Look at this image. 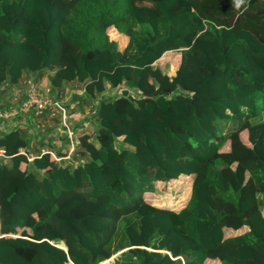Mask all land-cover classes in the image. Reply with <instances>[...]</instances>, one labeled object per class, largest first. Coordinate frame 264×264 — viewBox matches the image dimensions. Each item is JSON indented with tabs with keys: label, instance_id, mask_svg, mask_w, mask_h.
I'll use <instances>...</instances> for the list:
<instances>
[{
	"label": "trees",
	"instance_id": "obj_1",
	"mask_svg": "<svg viewBox=\"0 0 264 264\" xmlns=\"http://www.w3.org/2000/svg\"><path fill=\"white\" fill-rule=\"evenodd\" d=\"M49 70L96 128L0 133V264H264V0H0V85Z\"/></svg>",
	"mask_w": 264,
	"mask_h": 264
},
{
	"label": "rangeland",
	"instance_id": "obj_2",
	"mask_svg": "<svg viewBox=\"0 0 264 264\" xmlns=\"http://www.w3.org/2000/svg\"><path fill=\"white\" fill-rule=\"evenodd\" d=\"M108 31L110 32V35L113 37L114 33L113 30L111 28H108ZM117 36L119 37V35L117 34ZM169 54L166 55H171L173 54V52H168ZM79 86L78 84H75V82L70 83V87L68 86L69 91L67 92L68 94L70 93H74L75 89H77ZM21 90L20 92H22L23 94H21V98L24 96V89L25 86L22 83L21 85ZM122 92V88H109L107 89V91L103 94L104 97H112L115 95H118ZM0 102L2 100V95L0 93ZM20 97H17L16 99H14V101H18L21 99ZM11 97H8L5 102H10L9 104H14L13 102H11ZM67 103V102H66ZM84 104L85 106V110L82 111V108H78L76 105V109L73 108L72 106H69L66 108V106H59L58 111H57V116L54 117H50L47 113H43V115H41L40 117H36L34 116V120H32L31 123V134H30V139H31V143L33 141L34 135H36V133H34L36 130L37 133L39 134H44L46 137L47 136H52L55 134L58 135L57 137L59 138V136H61L62 134H70L71 135V139L70 141L67 140L65 142L59 143L57 141L58 146L62 145V149L66 150L67 152H69V155H72V152L74 150V147L77 145L76 142V136L81 133L82 131H90L94 128H96V124L95 121L93 120V111H94V106H92L93 104L95 105V102L91 101L90 99H85L84 100ZM1 105V104H0ZM58 107V106H57ZM78 108V110H77ZM69 109V110H68ZM80 109V110H79ZM82 112V113H81ZM63 115L66 116L64 118V123L62 124L61 122L58 123V121L60 119L63 118ZM25 116L20 117L19 119H5V120H0V133L3 130H6L8 128H12L15 126H23V133H27V127L25 125H17V123L20 122H25L26 120L24 119ZM36 117V118H35ZM56 118V119H54ZM9 121H12V123L16 124L13 125L11 124ZM37 121H40L41 123H50V126L47 125L48 130H46V124L45 126H37ZM7 122V123H6ZM16 122V123H15ZM6 123V124H5ZM37 127V129H35ZM57 137L56 140L58 139ZM59 140V139H58ZM264 140V134L261 135L260 137V141ZM226 148L229 149H233L234 151V155L236 158L240 159V160H247L249 158H251L252 155V146L250 145V143L247 140L246 137V131L245 128H243L241 130V132L239 133V135H235L233 136L225 145ZM75 157V156H73ZM173 186V183L170 184ZM160 188V186H159ZM179 191V193H173L170 191H165L163 189H160L157 195V198H159L160 200L163 199H176L174 200L176 203L182 200L183 198V193L182 190H176ZM179 195V196H178ZM244 228L238 229L237 231H242ZM115 256V255H113ZM112 256V257H113ZM106 264H108V260L105 261ZM103 263V262H101ZM99 263V264H101ZM206 264H219V262L215 261V260H208L206 262Z\"/></svg>",
	"mask_w": 264,
	"mask_h": 264
},
{
	"label": "built area",
	"instance_id": "obj_3",
	"mask_svg": "<svg viewBox=\"0 0 264 264\" xmlns=\"http://www.w3.org/2000/svg\"><path fill=\"white\" fill-rule=\"evenodd\" d=\"M22 83L25 86L24 96L18 101H14L16 97H12L10 100L11 102L14 101V104L0 105V120H16L26 115H35L36 117H40L43 113H47L50 117L57 115V108H59L60 105H63L56 98L50 95V85L41 84L32 76L23 77ZM20 90L21 88L18 90V93H22ZM65 117L66 116L63 115V118L60 119L62 124L64 123ZM37 123L39 126H45V124L40 121H37ZM2 151L3 150L0 149V154ZM31 158L32 156L29 155V159Z\"/></svg>",
	"mask_w": 264,
	"mask_h": 264
},
{
	"label": "crops",
	"instance_id": "obj_4",
	"mask_svg": "<svg viewBox=\"0 0 264 264\" xmlns=\"http://www.w3.org/2000/svg\"><path fill=\"white\" fill-rule=\"evenodd\" d=\"M50 73H51V71L49 70V71H47L46 72V74L41 78V79H39L38 81H39V83H41V84H44V85H49V75H50ZM70 83H72V82H67L66 84H65V86H64V91H63V93H62V97H60V99H57L62 105H64V107L66 106V108L67 107H69V106H72L73 108H75L76 109V107H75V105L79 108H82V111L83 110H85V104H84V100H83V87H82V84L81 83H75V84H78L79 86H77L78 88L77 89H75V91H74V93H70V94H68L67 92L69 91V89H68V86L70 87ZM22 85V79H21V81H20V83H18V84H13V85H11V86H3V85H0V93H1V95H2V100H1V102H0V104L2 105V104H6V105H8L10 102H5V100L8 98V97H20L21 98V94L22 93H18V90L20 89V86ZM1 97V96H0ZM91 101H93V102H95V104L97 103L96 101H95V99L94 100H91ZM67 102V103H66ZM92 106H94L95 107V105L93 104ZM78 108H77V110H78ZM69 110V109H68ZM80 110V109H79ZM94 111H95V109H94ZM94 111H93V113H94ZM82 113V112H81ZM43 115V114H42ZM36 118V117H35ZM24 119L26 120L25 122H20V123H17V125H25L26 127H27V135L28 136H30V134H31V123H32V120H34V116H32V115H26L25 117H24ZM54 119H56V118H54ZM11 124H13V125H16V124H14V123H12V121H9ZM61 121L59 120L58 121V123H60ZM7 123V122H6ZM5 123V124H6ZM16 123V122H15ZM44 124H46V130H48V128H47V125L48 126H50V123H44ZM37 126L39 127V124L37 123ZM9 129H11V128H8V129H6V130H3L4 132L5 131H7V130H9ZM35 129H37V127L35 128ZM3 131H1V132H3ZM35 132L34 133H36V135H34V138H33V141H32V143L34 144V145H38V146H40V147H44V148H53L54 146L53 145H55V147L56 148H58V145H56L57 144V141L59 142V143H62L63 144V142H64V140L63 139H61V136H65V135H67L68 136V138H66L67 140H69L70 141V139H71V135L68 133V134H62L61 136H59V138L57 137L58 135H56L55 136V134L54 135H52V136H45L44 134H39V133H37L36 132V130H34ZM55 137H57L58 139L56 140V138ZM66 140V141H67ZM31 143V144H32ZM60 146H62V145H60ZM54 147V148H55ZM65 153H66V156H69V152H67L66 150L64 151ZM28 164H30L29 162H28Z\"/></svg>",
	"mask_w": 264,
	"mask_h": 264
}]
</instances>
